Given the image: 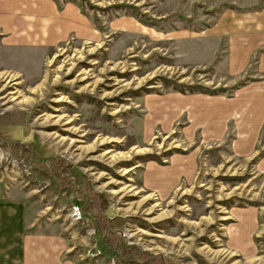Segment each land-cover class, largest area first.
<instances>
[{
    "label": "rangeland",
    "instance_id": "374dc122",
    "mask_svg": "<svg viewBox=\"0 0 264 264\" xmlns=\"http://www.w3.org/2000/svg\"><path fill=\"white\" fill-rule=\"evenodd\" d=\"M251 2L0 0V200L26 201L29 224L64 234L74 264H264V148L233 152L230 121L228 136L197 149L194 178L167 197L140 183L145 160L165 164L174 148L198 144L197 131L185 141L182 118L143 139L141 96L174 84L194 93L186 84L196 83L231 93L243 77L227 72L212 25L225 6ZM87 193L107 203L100 225L81 208Z\"/></svg>",
    "mask_w": 264,
    "mask_h": 264
},
{
    "label": "crops",
    "instance_id": "0c3cea01",
    "mask_svg": "<svg viewBox=\"0 0 264 264\" xmlns=\"http://www.w3.org/2000/svg\"><path fill=\"white\" fill-rule=\"evenodd\" d=\"M212 26L225 38L227 72L243 77L244 83L231 96L175 90L141 96L143 139L149 138L156 124L162 131H168L180 118L185 141L192 143L198 132V144L187 152L170 153L165 164L151 159L142 163L141 188L158 198L167 197L181 182L194 178L197 149L205 142L222 139L228 121L234 133L230 141L233 152L253 154L259 148L258 143L264 148V136L260 138L264 123V0L251 2L241 10L225 6ZM46 33L47 37L53 33L52 28ZM32 35L37 40L38 33ZM256 168L264 172V155ZM26 206L27 202L21 199L0 200V224L8 226V235L0 242L3 252L0 259L5 264H74L63 255L68 244L64 234L51 231L48 222L39 218L34 226L30 225L34 215L29 220L24 217ZM251 216L248 211L247 217Z\"/></svg>",
    "mask_w": 264,
    "mask_h": 264
},
{
    "label": "trees",
    "instance_id": "16d2710c",
    "mask_svg": "<svg viewBox=\"0 0 264 264\" xmlns=\"http://www.w3.org/2000/svg\"><path fill=\"white\" fill-rule=\"evenodd\" d=\"M242 83H244L243 80L240 81V82H238V83H236V84H234L232 86L231 93L225 94V96H231L233 94V90L235 88H237ZM182 86H183V84H180V85L179 84H174V86H173L172 89L184 93L185 92V89ZM186 86L188 88L187 92H201V93H207V94H217V93H221L220 91H217L216 88H209V87L204 86V85L199 84V83H196V84H186ZM180 125H181V123L179 122L175 126L178 127ZM228 127H229V123H228ZM225 135L228 136L229 135V132L227 131ZM261 135H264V123H263V125H262V127L260 129V136ZM225 139H227V137H225ZM190 147H192V145H190L188 148L183 149V150L182 149H179V148H174V150L177 151V152H185V150H188ZM262 153H264V149H261V152H259V155H261ZM152 158L154 160H156L157 162L164 163L159 157H157L155 155ZM41 167H44L45 168V165L44 164H41ZM54 174H57V173L54 172ZM81 189H82V185H80L79 187L76 185V190L77 191H79ZM87 195L90 196V197H88V198L86 197V198H84L82 200V202H81V208H82L83 211H89V212L93 211L94 216H95V219L97 220L98 225H100L99 220L101 218V215L105 212L107 203L100 202V204H99V203H97V202L94 201V198H92L90 194L87 193ZM96 229L100 230L98 226H96ZM111 238H112V242L116 246L117 250L118 249L122 250V248H123L122 246L123 245H122V242H120L118 240V236L117 235L115 236L114 234H104L103 235L104 243L107 244L109 242V240H111ZM124 250L125 249H123L122 251H124ZM119 252H121V251H119ZM147 262L148 263H151L153 261H151V259H149ZM147 262H145V263H147Z\"/></svg>",
    "mask_w": 264,
    "mask_h": 264
}]
</instances>
